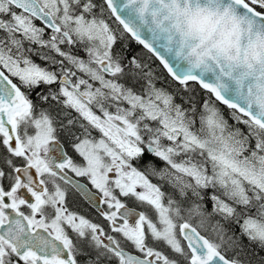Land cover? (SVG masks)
I'll list each match as a JSON object with an SVG mask.
<instances>
[{"label": "snow or ice", "instance_id": "obj_1", "mask_svg": "<svg viewBox=\"0 0 264 264\" xmlns=\"http://www.w3.org/2000/svg\"><path fill=\"white\" fill-rule=\"evenodd\" d=\"M0 264H264V0H0Z\"/></svg>", "mask_w": 264, "mask_h": 264}]
</instances>
